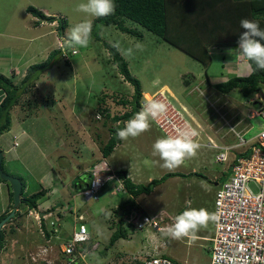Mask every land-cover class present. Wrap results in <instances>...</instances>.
<instances>
[{
	"label": "rangeland",
	"instance_id": "374dc122",
	"mask_svg": "<svg viewBox=\"0 0 264 264\" xmlns=\"http://www.w3.org/2000/svg\"><path fill=\"white\" fill-rule=\"evenodd\" d=\"M82 2L86 0H0V73L12 77V83L21 88V79L29 65L45 61L60 45L65 47L64 41L70 27L86 18L93 23L95 18L86 17L75 10ZM29 5L66 19L67 26L60 32L57 21L43 20L40 23L26 11ZM124 25L140 36L122 32L113 25H101L98 32L100 39L92 38L87 48L74 47L76 54H71L73 52L69 48L71 53H67L68 60L62 59L57 52L51 67L22 92L19 103L13 107V128H24L31 139L30 143L27 142L39 149L37 152L29 150L26 157L28 169L21 170L25 178L28 177L25 194L28 196L41 188L48 191L43 198L45 200H39L36 208L28 209L22 203L18 209L20 215L10 223L9 219L5 222L0 264H35L33 257L38 262H53L55 259L57 263L58 259L60 264V249L68 243L80 223L85 224L91 236L84 244L89 254L84 257L86 264H126L129 261H132L129 264H134L136 261L132 257L140 262L155 255L156 248L163 242L168 248L167 255L181 264H184V256H187L188 264H210L209 254L199 247L197 241L186 245V238L171 239L153 226L138 230L125 222L128 241L121 239L113 246L109 245L114 229L111 223L118 221L113 209L130 197L123 192L124 188H119L121 180L116 172L124 165L128 172H132L131 179L135 183L146 184L148 175L158 178L171 171L162 168L160 165L163 162L152 155L155 141L166 136L155 122H152L151 130L140 137L122 140L112 151L111 157L106 159L102 156L101 147L109 137L107 127L111 123L102 111L106 108L110 116L123 113L126 108L120 99H131L133 93V86L109 61L104 42L113 44L119 41L123 48L134 49L133 56L124 58L131 75L140 81L142 97L139 111L144 103L162 94L163 101L169 106L168 114L173 115L172 119L178 126L190 125L199 133L196 138L200 144L197 155L172 171L184 172L186 176L166 180L153 195L156 205L173 202L175 199L170 196L176 190L181 193L188 188L191 196L187 200L189 206L185 208H205L212 212L214 183L225 176L229 164L215 160L217 150L210 144L234 142V131L242 132L244 138H249L261 129L263 120L248 116L264 102V88L245 98L239 89L222 93L213 87L215 83H210L249 74L248 61L241 57L243 61L239 62L236 53L229 54V50H238V47H234L238 45L211 48L212 59L205 67L182 51L158 40L137 23L125 19ZM137 44L140 45L139 49L136 48ZM14 64L17 74L11 75L8 68ZM13 140L12 131L5 132L0 146L12 147ZM15 140L20 142L21 137ZM9 152L13 154L14 150ZM12 165L19 170L18 162ZM52 167L55 176L51 173ZM144 168L147 174L140 173V169ZM192 170L200 176L192 174L189 179L187 173ZM96 171H105L108 182L97 198L84 197L80 191L86 184L88 174ZM41 173L48 174L42 184L38 182V174ZM186 178L187 181H184ZM5 198V190L0 187V215L8 204ZM134 200L137 207L130 208L126 213L135 211L147 215L149 211L138 205V197ZM11 211L9 209L3 218ZM208 229L212 230V223L203 228L205 231ZM193 251H196L195 255ZM60 262L65 264L62 258Z\"/></svg>",
	"mask_w": 264,
	"mask_h": 264
},
{
	"label": "trees",
	"instance_id": "16d2710c",
	"mask_svg": "<svg viewBox=\"0 0 264 264\" xmlns=\"http://www.w3.org/2000/svg\"><path fill=\"white\" fill-rule=\"evenodd\" d=\"M115 3L117 7L114 15L107 18H95L93 21L92 38L100 39L98 32L101 25H113L122 32L139 37L140 35L133 29L124 25L125 19H128L154 34L158 40L182 51L205 67L209 65L212 59L208 50L210 47L238 45L237 42L243 31L240 28V21L242 19L247 18L257 21L261 29L264 30V0H115ZM26 11L37 17L39 21L46 20L52 22L55 20L54 16H47L41 9L32 5L27 6ZM57 22V29L61 32L67 26V21L64 18H60L57 19ZM104 46L109 52V61L117 67L124 80H127L133 86L131 99L125 97L120 99V103L126 109L129 107L127 110L125 109L123 113L111 116L106 108L102 111V113L104 112L103 115L106 114V117L110 118L112 123V125L110 123L107 127L109 137L101 147L102 156L106 158L121 143V140L116 137L117 128L124 127V122L139 112L142 90L140 81L131 75L125 58L112 47V44L104 42ZM57 52L60 53L61 50L56 49L51 52L45 61L29 65L26 68V74L21 79V88L12 83L11 77L0 73V90L4 93V96L0 100V135L10 130L13 120L11 111L19 103V97L22 92L26 91L29 85H33L39 75L51 67L54 60L53 57ZM253 69H255V64L251 65L249 74L229 77L225 81L213 84V87L222 93L239 89L243 97L249 98L253 93L261 92V89L264 88V71H253ZM101 100L102 97L99 98V101ZM17 144L15 141L13 147L17 146ZM0 151L2 154L1 148ZM1 168L4 172L9 173L6 171L3 157ZM116 174L123 185V192L127 193L130 197L125 198L113 209L114 215L118 216V221L112 222L113 224L111 223V227L114 229L109 238V245H113L120 238L126 239L128 237L125 222L128 226L134 228L125 220V215L130 208L137 207L134 200L135 197L142 193H150L156 185L162 183L168 177L185 176V174L179 172H166L160 177L153 178L148 183L143 184L135 183L128 176L126 169H119ZM192 174L200 176L196 172H191L189 175ZM11 175L19 178L22 183L21 201L17 208L22 203L28 209L36 208L39 200L46 197L48 190L41 188L27 196L25 194V187L27 185L25 180L19 175ZM91 177L92 175L89 173L86 182H89ZM224 178L222 177V180ZM0 182H4L8 186L9 191L8 195L6 193V196L10 202L9 208L0 215L1 220L9 212V209L13 208V197L9 182L2 178H0ZM19 215L20 213L16 210L14 217L8 220V222L10 223V221ZM4 239L5 229H1L0 249L4 247ZM134 264H142V262L137 261Z\"/></svg>",
	"mask_w": 264,
	"mask_h": 264
},
{
	"label": "built area",
	"instance_id": "2783aa9c",
	"mask_svg": "<svg viewBox=\"0 0 264 264\" xmlns=\"http://www.w3.org/2000/svg\"><path fill=\"white\" fill-rule=\"evenodd\" d=\"M160 97H163L162 94L153 99L163 101L164 97ZM248 117L263 120V126L256 134L244 138L242 132L233 130L234 142L210 144L217 150L215 160L229 164L225 178L214 194L213 212L219 214V221L213 223L210 264H264V102ZM172 118L173 115L167 113L161 120L155 121L166 135H174L186 126H178ZM105 180L94 172L90 185L82 191L83 196L94 195ZM125 220L135 228H142L148 223L161 229L156 220L135 211L126 213ZM88 239L86 227L81 223L68 243L60 249V258L65 264H86L84 257L89 254L84 244ZM79 258H82L81 262ZM32 260L35 264H58V259L57 263L55 259L53 262H38L33 257ZM142 264L179 263L167 256L153 255L142 260Z\"/></svg>",
	"mask_w": 264,
	"mask_h": 264
},
{
	"label": "clouds",
	"instance_id": "9594fccd",
	"mask_svg": "<svg viewBox=\"0 0 264 264\" xmlns=\"http://www.w3.org/2000/svg\"><path fill=\"white\" fill-rule=\"evenodd\" d=\"M116 7L117 5L115 3V0H86V2L79 3L76 6L75 10L77 12L84 13L86 17L100 19L114 15ZM47 16H54V21H57V19L60 18L62 19V17H57L55 15ZM240 28L243 31L237 42L238 50H236L235 52H233V50H229V54L236 53L237 59L241 57L245 58L249 62V67H251L252 64H255V69H253V71H264V30L261 29L260 24L257 21L250 20L247 18L242 19L240 21ZM92 31V20L87 18L82 22L70 27L67 31L66 39L64 41L65 47L64 45H60V47H58V49L61 50L59 56L62 59L68 60L67 53H71L69 48L72 50V52L74 51L71 54L77 53V50L74 48L76 46H79L81 48H87L92 39ZM66 47L67 49L65 50ZM112 47L115 48L125 58L134 55V49L132 47L123 48L119 41L113 43ZM136 48L139 49L140 45L137 44ZM168 110V104L160 100L152 99L144 103L139 112L135 113L132 118L124 122V127L117 128L116 137L119 140L124 141L128 140L129 138L134 139L140 137L144 133L150 131L152 122L158 121L161 117L165 116L168 113ZM198 135L199 133L195 128H192L190 125H186L183 129L178 130L175 135H166L162 138H158L153 144L152 155L158 156L159 160L163 162L160 165L162 168L168 171H174L180 168L186 160L191 159L197 155V152L200 148V144L196 139ZM96 172H98L100 178H106V180L103 182L101 187L94 195L84 197L97 198V194L99 193V191L108 182V178L106 177L105 171L104 173L99 171ZM91 175L92 180L93 174ZM91 180L89 182H86V184L82 187L80 194H82V191L90 185ZM119 188H123V185L121 183L119 185ZM9 206L10 202L8 204V208ZM17 206L14 207L13 205V208H11L15 209L12 217H14L16 210L19 209L17 208ZM6 210H4V212ZM147 216L151 219L149 215ZM11 218H9V220ZM218 221V213L209 212L205 208L197 209L190 207L184 210L181 214L177 215L175 217L174 224L166 227L165 229H163L162 226H160V229L148 223H146L144 226H153L155 229L161 230L166 237H169L174 240H182L185 238L189 240H195L197 238V233L201 229L207 228L210 223H216ZM157 224L159 226L160 223L157 222ZM53 230L55 231V229Z\"/></svg>",
	"mask_w": 264,
	"mask_h": 264
},
{
	"label": "crops",
	"instance_id": "0c3cea01",
	"mask_svg": "<svg viewBox=\"0 0 264 264\" xmlns=\"http://www.w3.org/2000/svg\"><path fill=\"white\" fill-rule=\"evenodd\" d=\"M44 13H46L47 14V10L46 9H44V11H43ZM47 15H49V14H47ZM40 23H43V21H40ZM34 25H36V24H34ZM36 37H39V35H37ZM227 46H230V45H225V46H219L218 48H224V47H227ZM234 47H238V46H234ZM211 48H213V47H210L209 49V51L211 52ZM215 48V47H214ZM211 54V53H210ZM186 55V54H185ZM238 61L239 62H241V61H243L242 59H238ZM15 64L14 65H10L9 66V68H8V70H9V72H11V75H13L12 73H15V75L17 74V72L15 71L16 69H15ZM232 69V68H231ZM2 74V73H1ZM248 74V73H247ZM246 74V75H247ZM207 75V74H206ZM207 78H210L208 75L206 76ZM214 77V76H213ZM12 78V77H11ZM218 78V77H217ZM210 81H211V79H210ZM211 84H213V83H217V81H215V82H210ZM4 96V93H2V91L0 90V100L2 99V97ZM22 121V120H21ZM12 131V139H14L13 140V143L16 141L15 139L18 137V136H20L21 137V141L20 142H17L18 144H17V146H15V147H5V145L4 144H2L1 146H0V148L2 149V157H3V160H4V165H5V167L7 168V170L9 171V173L10 174H16V175H19V176H21L23 179H25V182H26V180H28V177L27 178H25V175L24 174H22V172H21V170L22 169H28L27 168V166H26V162H28V161H26L27 159H26V157H27V154H28V152H29V150L30 151H36L37 152V150L39 151V149L36 147V145H30L29 143H30V141H31V139H30V137L28 136V133H26L25 132V130H24V128H22L21 126H17L16 128H13V121H12V125H11V128H10V130H8L7 131V133H9V132H11ZM5 134V132L3 133V134H1L0 135V140H1V137H3V135ZM25 137H26V139H25ZM27 141H29V143L27 142ZM122 141V140H121ZM22 146V148H19V147H21ZM15 148H17V150H15ZM10 150H14V153L13 154H11L9 151ZM5 154H8V155H6L5 156ZM39 155H43V154H39ZM112 155V154H111ZM111 155H110V157H111ZM107 159V158H106ZM14 162H18V165H19V170H16L14 167H13V163ZM29 163V162H28ZM109 163V162H108ZM35 165V164H34ZM36 166V165H35ZM123 167V169H126L127 170V168H124L125 166L123 165L122 166ZM51 168V167H50ZM52 169H53V167H52ZM6 170V171H7ZM132 170H134V168H132ZM111 171V170H110ZM146 169L144 168V169H140V173L142 174V173H145V174H147L146 173ZM172 172V171H171ZM192 172H193V170H192ZM51 173L52 174H54V176H55V173L53 172V170L51 171ZM127 173H128V176L131 178L132 177V172H128V170H127ZM179 173H184V172H179ZM191 172H189V173H187V175L189 176V179L192 177L191 175H189ZM185 174V176H186V173H184ZM48 174L47 173H41V174H38V182L40 183V184H42V182L44 181V180H46L45 178V176H47ZM226 175V174H225ZM134 176H138V177H140L139 175H134ZM137 177V178H138ZM160 177V176H159ZM173 177H181L180 175H177V176H171V177H168L166 180H168V179H171V178H173ZM223 177H225L224 175H223ZM143 178V177H142ZM183 178H185V177H183ZM151 179H153V177H151L150 175H148L147 176V181L146 182H149ZM142 180V179H141ZM165 180V181H166ZM139 181H140V179H139ZM165 181H163L162 183H160V184H158V185H156L153 189H152V191L150 192V193H142V194H140V195H138L137 197H138V205H140L141 207H144V208H142V209H146L147 211H149V213L147 212V215H149L150 217H151V219H153V220H156L158 223H160L159 224V226H162V228L163 229H165L166 227H168V226H170V225H172V224H174V222H175V217L177 216V215H179V214H181L184 210H186V205L187 206H189V202H187V200H189V196H191V194H190V192H189V189L187 188V190H184L185 192H181V193H178L179 191L178 190H176L174 193H173V195L172 196H170V198L171 199H175L173 202H171V203H167V204H163V203H160V204H158V205H156L155 204V200H154V196L153 195H155V193H156V191L158 190V188L165 182ZM184 181H187V178H186V180H184ZM221 181H222V179H221ZM220 181V182H221ZM220 182H215L214 184H215V189H214V192H213V195H212V197H211V199H212V212H213V202H214V194H215V190H216V188H217V185H218V183H220ZM26 187L28 186V182H26ZM119 185H120V183H119ZM118 185V186H119ZM187 186H188V184H187ZM0 187H2V188H4V190H5V193H7V195H8V191H9V188H8V186L6 185V183H4V182H0ZM26 187H25V189H26ZM119 189V188H118ZM121 191V190H120ZM136 198V197H135ZM134 198V199H135ZM141 198H143L142 199V202H139V199L141 200ZM5 200L8 202V204H9V200H8V197L6 196V198H5ZM150 201H151V203H150ZM185 202H186V204H185ZM180 203L181 204H184V205H180ZM188 203V204H187ZM8 204L6 205V207L1 211V212H3L4 210H6L7 208H8ZM151 212V213H150ZM152 213H154V215H152ZM29 214V213H28ZM160 218V219H159ZM209 230V229H208ZM205 231V230H203V229H201L200 230V233H197V238L195 239V240H189V239H187L186 238V241H184V243H186V245H189L192 241H197L198 242V245H199V247L200 248H202V249H204V250H206L207 251V254H209V256H210V249H211V245H212V242H211V237H212V233H213V223H212V230L210 231ZM202 231H205L204 233L202 232ZM128 234V233H127ZM128 236V235H127ZM121 239H123V238H120V239H118V240H121ZM117 240V241H118ZM124 240V239H123ZM126 241H128L127 240V238L125 239ZM117 241H115V243L117 242ZM114 243V244H115ZM164 244H162V245H160V246H158L156 249H157V253L155 254V255H165V256H168L167 254H168V252L166 251V249H168V248H166V245H165V242H163ZM113 244V245H114ZM113 245H111V246H113ZM180 247V245L178 246V248ZM193 254L195 255L196 254V251H193ZM120 256V255H119ZM150 256H153V255H150ZM168 257H170V256H168ZM133 258V261H136L137 262V260H135V257H132ZM170 258H172V256L170 257ZM172 259H174V260H176L179 264H181L180 263V261L179 260H177V259H175V258H172ZM132 261H129V262H125L126 264H129V263H131ZM141 262H142V260H141ZM188 262V258H187V256H184V258H183V263L184 264H188L187 263ZM135 263V262H134Z\"/></svg>",
	"mask_w": 264,
	"mask_h": 264
},
{
	"label": "water",
	"instance_id": "95a60500",
	"mask_svg": "<svg viewBox=\"0 0 264 264\" xmlns=\"http://www.w3.org/2000/svg\"><path fill=\"white\" fill-rule=\"evenodd\" d=\"M1 160H2V154L0 151V178L7 180L9 182L10 187H11V191H12L13 205L15 207L20 203V200H21L20 194H21V190H22V183L19 180V178H17L16 176L11 175L9 173H6L2 170ZM14 211H15V209H12V211L5 218L0 220V230L4 226L5 222L13 216Z\"/></svg>",
	"mask_w": 264,
	"mask_h": 264
}]
</instances>
